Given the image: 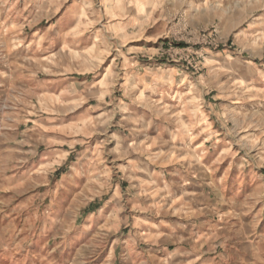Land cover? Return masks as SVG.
Instances as JSON below:
<instances>
[{
    "label": "rangeland",
    "instance_id": "1",
    "mask_svg": "<svg viewBox=\"0 0 264 264\" xmlns=\"http://www.w3.org/2000/svg\"><path fill=\"white\" fill-rule=\"evenodd\" d=\"M0 264H264V0H0Z\"/></svg>",
    "mask_w": 264,
    "mask_h": 264
},
{
    "label": "crops",
    "instance_id": "2",
    "mask_svg": "<svg viewBox=\"0 0 264 264\" xmlns=\"http://www.w3.org/2000/svg\"><path fill=\"white\" fill-rule=\"evenodd\" d=\"M166 232H170V230L165 229Z\"/></svg>",
    "mask_w": 264,
    "mask_h": 264
}]
</instances>
